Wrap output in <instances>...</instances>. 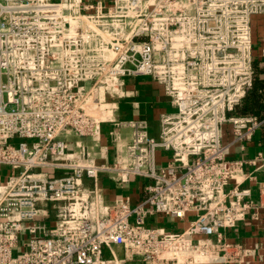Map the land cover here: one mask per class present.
<instances>
[{"label":"built area","instance_id":"built-area-1","mask_svg":"<svg viewBox=\"0 0 264 264\" xmlns=\"http://www.w3.org/2000/svg\"><path fill=\"white\" fill-rule=\"evenodd\" d=\"M255 15L264 0H0V166L19 170L0 183V264L246 262L253 251L227 234L264 203V178L258 199L246 184L264 152L230 156L264 128L237 113ZM140 77L170 98L158 135L116 118ZM103 176L144 196L109 203Z\"/></svg>","mask_w":264,"mask_h":264},{"label":"crops","instance_id":"crops-1","mask_svg":"<svg viewBox=\"0 0 264 264\" xmlns=\"http://www.w3.org/2000/svg\"><path fill=\"white\" fill-rule=\"evenodd\" d=\"M252 28L255 48L254 66L257 65L262 68L264 67V15L253 16ZM258 80L264 81V72H258ZM127 88L129 96L121 101V108L117 111L116 118L128 119L139 117L148 122L151 134L158 135L160 128L159 117L161 112L171 109L170 98L164 94L162 86L153 82L149 77H140L134 81H130ZM252 90L253 86L250 92ZM108 129L109 125L105 124L103 127L104 138L102 144L109 146V158L112 159L113 149L107 137ZM123 133L129 134V129H124ZM86 142L88 141L86 140ZM259 151L264 152V128L256 134L252 141L247 143L245 151L241 152L235 146L231 149L230 156L252 157ZM255 174L258 180L247 182L246 184L252 187L253 196L255 199H258L257 182L264 178V170H257ZM101 183L105 190L106 200L109 203L114 202L117 197L123 195L122 192L125 189L132 186L120 187L106 176H103ZM131 194L133 201H137L144 196V192L139 185L134 187ZM253 214L255 213L248 214L245 220L239 222L227 234L230 241L242 243L253 251L251 255L247 256V261L242 264H264V203L259 205L257 215ZM158 225L167 230H180L183 227V222L161 216L158 218ZM114 250L120 257H123L124 252L121 247H115ZM110 256V250L106 249L105 257L108 258ZM122 264H141V261L135 259L123 262Z\"/></svg>","mask_w":264,"mask_h":264},{"label":"trees","instance_id":"trees-1","mask_svg":"<svg viewBox=\"0 0 264 264\" xmlns=\"http://www.w3.org/2000/svg\"><path fill=\"white\" fill-rule=\"evenodd\" d=\"M254 68L253 90L249 91L241 106L237 109V113L241 115L254 114L260 119H264V81L258 80V72H264V67L260 68L255 65Z\"/></svg>","mask_w":264,"mask_h":264},{"label":"rangeland","instance_id":"rangeland-1","mask_svg":"<svg viewBox=\"0 0 264 264\" xmlns=\"http://www.w3.org/2000/svg\"><path fill=\"white\" fill-rule=\"evenodd\" d=\"M86 85L89 86L90 82H87ZM21 141L22 140L20 138H15L14 140H11V143H14L15 145H19V143ZM14 172H19V170H15L14 171V170L9 169V167H7V166H0V175H1L0 176V183H2L5 180V177L7 176V174H12ZM138 185H139V182L138 181H134L132 183L131 188L125 189L124 192H122V193L129 195L134 190V187H136ZM28 240H29V235H27V234L21 235L20 238H19L18 247H16L14 249L13 254L14 255H18V254H21L24 250H26L27 246L25 244L28 242Z\"/></svg>","mask_w":264,"mask_h":264}]
</instances>
